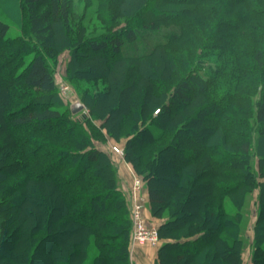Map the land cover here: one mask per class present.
Here are the masks:
<instances>
[{
    "label": "rangeland",
    "instance_id": "374dc122",
    "mask_svg": "<svg viewBox=\"0 0 264 264\" xmlns=\"http://www.w3.org/2000/svg\"><path fill=\"white\" fill-rule=\"evenodd\" d=\"M197 2L196 0H68L69 22L65 24L63 21H54L51 40L40 42L30 32L28 10L24 0H0V19L10 26L7 37L0 39V172H2L0 197L9 194L6 204L0 210V264H27L26 258L30 255V251L34 253L33 255L44 258L55 253L57 255L68 245L78 244L82 234L87 231V227L82 228L67 215L66 208L65 211L54 210L58 205H65L66 199H62L65 184L59 181V176L63 172L50 173L49 168L44 164L51 161L49 165L56 163L57 166L61 165L64 159L61 160V156L54 151L49 154V147L54 142L68 149L67 146L71 145L70 137L65 135L61 137L62 132L56 130V127L48 130L49 125L55 126L56 122L47 123L46 128V124L42 127V124L21 127L11 125V118L41 106L40 100L52 99L48 104L59 106L63 112H68L69 106L74 101H82L84 108L76 114H71L72 120L74 122L78 120V123L89 131L95 143L112 155L115 161L114 167L122 176L119 184L130 210L133 203L134 175L142 179L143 184L139 191L140 196L144 197V213L147 218L146 211H148L150 219L165 218L170 215V210L164 208L158 214L161 216L159 218L152 216L149 182L142 172L149 165L151 167L153 163L156 164V161L152 160L153 153L166 143L164 142L166 136L174 135L175 131L171 132L173 129L186 121V124L178 130V137L184 148L190 150L198 146L196 143L199 145L201 143L204 145L208 141L215 143L211 141L222 138L225 139L226 147H237V141L233 143L230 140V137L236 139L235 135L230 136L225 132L229 128L224 125V121L232 124L231 130L245 129L250 132L257 126L254 112L259 97L264 96V87L261 89L264 85V68L260 80L255 55L259 41L264 45V37L259 34L260 25L256 22L261 23V28L264 30V0ZM231 2L235 3L234 8L230 6ZM47 4L48 0H40L37 10H44ZM116 7L119 9L114 10ZM116 11L120 13L119 16H114ZM247 11L250 16L246 17L242 28H239L241 24L237 16ZM156 18H159L160 28L155 32L156 34L153 32V36H149L148 46L144 41H139L138 46L126 44L117 51L112 47L109 39H106L108 44L106 48L100 50L91 49L87 44L89 36L100 33L110 35L116 29L124 27L130 20H136L139 26L145 27L142 24ZM202 47L208 49L209 54L202 56L207 63L216 61L218 64L226 62L227 65L217 81L210 83L209 87L203 84L204 89H207L205 92H202L201 87H196L191 105L175 109L173 117L170 118L172 123L165 128L161 124L163 118H157L158 108L167 98V92L174 88L181 77L191 71V65L200 55L199 51ZM38 53L43 55L54 74L56 81L54 92L48 93L34 88L23 80L26 67ZM230 86L236 88L237 94L232 100V106H229L224 117L219 119L221 109L216 107L204 109L206 106L203 99L207 97L208 104L215 96L228 92ZM196 114L201 116V120L193 119ZM106 116L110 117L107 122L111 127L110 132L101 125ZM144 116L147 118L144 119ZM152 117L156 130L164 131V141L154 140L148 133L145 137L152 138L154 140L152 144L139 146L140 140L135 142L131 140L127 147L128 133L138 131L144 122L146 124L148 121L147 123L152 125L149 121ZM239 122L243 123V126H237ZM66 123L68 124L65 126H68L72 122ZM209 125L212 128L211 133L202 129ZM239 143L241 141H238ZM114 146L123 149V154L117 152ZM128 150H131L128 157H134L137 160L136 164L126 157ZM170 155L172 159L175 158L174 155L178 158L182 157L173 152ZM206 156L200 158L198 156L194 162L191 160L188 171L192 169L199 171L208 164L213 172L220 170L214 169L213 163L209 162ZM161 157L163 152H160ZM19 159L27 161L26 167L24 165L21 169ZM257 159V155L252 159L256 170H258ZM184 167L174 162L157 172L158 177L179 179L177 183H180V187L176 193L179 198L188 192L186 187L188 182L184 175L183 177L180 175L184 172ZM124 169L131 173L130 181L123 173ZM90 173L89 170V176ZM218 173H220L219 177H214L213 174H204L200 177L196 183L197 199H194L190 205L182 206L185 207L184 210L187 209L184 211L188 216L186 227L168 234L163 230L159 233V236H162L159 244H163L169 238L184 237L182 234L185 228L186 230L191 226L194 228L204 218L205 211L208 212L211 206L216 209L221 203V210L225 211L224 215L229 219V223L226 228L220 227L219 233L221 232L225 239L228 234L243 231L244 241L240 245L243 253L240 264H253L252 241L259 203L258 189L249 194L248 189L243 187L231 190L225 195L215 190L212 182L229 184L237 178L223 176L222 170ZM173 180L164 178L160 184L166 192L167 203L175 201L177 197L174 195ZM87 181L89 179L85 177L72 181L70 185H85L87 190L93 191L101 186V182L90 181L91 183L87 184ZM199 183H203L204 188L199 187ZM65 188L70 186L65 185ZM101 202L104 201H94V208L100 207ZM233 210H237L238 214L232 215L230 211ZM107 213L113 214V212ZM130 214L132 219V212ZM179 214H182V211ZM65 220L68 223L63 225ZM178 223H182V220H178ZM260 223L261 227L258 228L257 235L262 238L264 218ZM50 224L56 236L49 238L47 233ZM216 228L213 230L210 228L209 232L216 235L219 230L218 227ZM132 230L133 227L131 234ZM224 245L221 239H208L205 244L200 245L202 247L197 256L192 257L191 264L196 262L225 264L220 258ZM163 253L168 254L172 259L176 254L171 247L165 248ZM113 261L119 264L122 260ZM182 262L186 264L185 260ZM157 264H160L158 260ZM167 264L175 263L171 261Z\"/></svg>",
    "mask_w": 264,
    "mask_h": 264
},
{
    "label": "trees",
    "instance_id": "16d2710c",
    "mask_svg": "<svg viewBox=\"0 0 264 264\" xmlns=\"http://www.w3.org/2000/svg\"><path fill=\"white\" fill-rule=\"evenodd\" d=\"M201 1L202 0H196L197 3ZM24 2L28 10L30 32L40 42H47L51 40V37L53 35L52 23L54 21H63L65 24L69 22L68 0H48L47 7L42 11L37 10V5L40 0H24ZM233 4L235 3H230V6L232 8H234L235 6ZM116 9H119V7H116L114 10ZM248 13L249 11L237 16L241 24L239 28H242L241 26L245 23L246 17L250 16V14ZM119 14L120 13L116 11L114 13V16H119ZM255 14L257 15L258 12ZM158 19L159 18H156L149 21V23L142 24L145 27L139 26L136 20H130L124 25V27L116 29L110 35L100 33L89 36L87 39V44H89L91 49L100 50L106 48V46L108 45L106 39H109L110 43L113 45L112 47L117 51L121 50L126 44L138 46L137 43L139 41H144L145 45L148 46L150 44L149 36H153V32L155 33L160 28V21ZM256 23L257 25H260V28L258 27L259 34L264 37V30L261 28L262 24L259 22ZM9 28V23L0 19V39L7 37ZM262 44L263 43L259 41V43L257 44L258 46L255 55V63L257 66L259 77L262 73V69L264 68V45ZM199 53L200 55L198 56L194 64L191 65V71H188L189 73H187L184 77H181L175 84L174 88L171 91L167 92V98L162 103V106L158 108L157 112L159 114L157 118H163L161 124L165 128H167V126L172 123L170 121V118L173 117L175 109L181 107H189L191 105V103L193 102V94L194 90H196V87H201L202 92H205L207 89H204L205 87L203 84H207L206 86L209 87L210 83L217 81L223 69L225 68V65H227L226 62L224 64H218L216 63V61L207 63L205 59H203L204 57H202L204 54H209L208 49L206 48L202 47ZM133 55L138 56V54ZM261 78L262 77H260V80H262ZM23 80L27 85L41 89L48 93L54 92V90L56 89L54 74L50 67L47 65L45 59L43 58V55L40 53L36 54L31 59L30 63L25 69V76ZM262 82L263 81H261V84ZM263 87L264 85L261 86V89ZM229 89L230 90L228 92L221 94L220 96H215V98H213V100H211V102H209L208 104L206 102L209 101L208 98H202L204 100V106H206L204 107V109L212 107L219 108L221 109V116L219 119L224 117L229 106H232V100L235 99L237 94L236 88L230 86ZM51 100L52 99L49 98L40 100L41 106L31 109L30 111L25 112V114H20L11 118L10 122L13 127L30 126L33 124H42V127L44 126V124H46L45 128L48 126L47 123L56 122L57 124L55 126L49 125L48 130L56 127V130H60L62 132L61 137L64 135L70 137L71 145H66L68 149H65L64 145H59L54 142H52L53 144H51L49 147V154L51 153V151H54L61 156V160L64 159V161L61 162V165L59 164L57 166V163L49 165L51 161L50 163L47 162L48 164H44L47 168H49L50 173L59 174L62 171L63 173H61V175L59 176V181H61L60 183L70 186V188L66 189L64 185V188L62 190V199H66L64 200L65 205H58L54 210L59 209L65 211L66 208L67 215L70 216L72 220L78 222L82 228L84 227L85 229V227H87V231L82 234L78 244L68 245L66 249L63 250V252L57 255L55 253L54 255L44 258L33 255L34 253L30 251V255L26 258L27 264H117L116 261L114 263L113 260H122L121 263L119 262V264H133L130 253L132 229V219L130 214L131 210L125 203L126 198L119 184L120 179L122 180V176L120 175L118 169L114 167L115 161L113 157L107 150L100 148L99 145L95 143L94 138L91 136L89 131L83 125H81V123H78V120H76L75 122L72 120L73 118L71 114L73 113L70 106L68 112H63L59 106L51 105L52 103L48 104ZM143 102L146 103L145 101ZM58 105L62 104L58 103ZM200 113L202 112L200 111ZM254 116L257 126L255 128H252L250 132L245 131V129L231 130L230 126H232V124H227L228 121H224V125L229 128L227 131H225L226 133L228 132L227 135H235L236 139L230 137V140L233 143H235V140L237 141V147L233 148L226 147L224 143L225 139L223 138L218 141H211L215 143H209V141L206 144L204 143V145L202 143L201 145L196 143L198 146L190 150L184 148L181 139L178 137V130L182 128L181 126H184L186 124V121L180 123V126L175 130L171 129V132L175 131L174 135L166 136V139L164 138L165 141L163 139L164 131L156 130V127L153 125L154 117L150 118L149 120L152 122V125H149L147 121L146 124L144 122V124L138 129V131H132V133H128L129 135H127V147L128 143L131 140L134 142L140 140L139 146H143L144 144L145 146L148 144H152L154 140L159 139H163V141L167 143L162 144V146L158 147L157 150L153 153L152 160H155L156 164L153 163V166L151 167L149 165L148 168L142 172L144 174V178H147L149 182V199L152 203V209L154 211H152V216L155 218H159L161 216H159L158 214L162 212L164 208H169L170 210V215L162 219L160 218V222L159 224H157L159 233L163 232V230H166L165 233L167 232L168 234V232L176 231L179 229L181 230L183 227H186L188 216L184 214V211H186L187 209L184 210L185 207L182 206L190 205L191 203H193L194 199H197L198 193H196V191L198 190V185H196V183L198 182L200 177H202V175L213 174L214 177H217L220 174L218 173V171L222 170L221 174L223 176L234 177L237 179L233 183L229 184L226 182L216 183V181H213L212 185L215 190L223 192L226 195L231 190H238L239 188L242 189L243 187H246L248 189L249 194L253 193L255 189H258L257 196L259 203L256 211V224L254 227V236L252 241V259L253 264H264V243H262L264 233L261 235L262 238H259L257 235V230L259 227H261L260 222L262 221V218H264L263 95L258 99ZM104 118L105 121H103L101 125L103 127H106L110 132L111 127L107 124V122H109L110 120V117L106 116ZM143 118L146 119L147 116H144ZM193 119L201 120V116L196 114L193 116ZM69 121L72 122L71 125H68L69 127L65 126L66 124H68L66 122ZM233 123H235L234 120ZM242 124L243 123L239 122L236 125L243 126ZM202 129L204 131H207L208 133H211L212 128L209 125ZM148 133L151 134L154 140L152 138L148 139V137H145V135H147ZM111 135L114 136V134ZM46 138L44 140H47ZM19 139L22 140L21 138ZM238 141H241V143L238 144ZM46 142V144L49 143L48 140ZM81 145L83 146L81 147ZM160 152H163V157L161 158ZM168 152H170L171 154L172 152L173 154L178 153L179 156L182 157L178 158L176 157V155H174L175 158L172 159L170 153ZM130 154L131 150H128L126 157L136 164L137 160L134 157H128V155ZM204 155H208L206 157L209 162L213 163L212 166H214V169L220 170L216 171L217 173L213 172L208 164L206 165V167L199 171L195 169L188 171L189 164L192 161L194 162L195 158H197L198 156L200 158V156ZM256 155L258 156V170L255 169L254 163L252 161L253 157H255ZM19 160L20 161L18 163L21 164L22 169L27 161H25V159ZM174 162L179 165L181 164L182 166H185L184 172H181L182 174L180 175L182 177L184 175L185 180H187L188 182L186 186L188 188V192L187 194L184 193V195H182V198H179L176 195L178 191L177 189L180 187V183H177L179 179L173 180L169 177L164 176L165 179L173 180L172 182L175 185H172L174 186L173 188H175L174 195L177 196L175 198V201L172 200L170 201V203H167L165 197L166 192H164V190L160 186L164 178L161 176L158 177L157 172L163 168L165 169V167L170 166ZM89 170L91 171L90 176L88 175ZM181 171H183V168ZM11 172H8V174H10ZM1 177L2 172H0V180L2 179ZM85 177L89 179V181H87V184L88 182L91 183L93 181H96L97 183L101 182L100 188L96 191H93L87 190V187L85 188V185H70L72 181L79 180ZM183 185L182 187H184ZM199 187L204 188L203 183H199ZM13 188L11 189V191L13 190ZM8 196L9 194H5V197H0V210L6 204V198ZM96 200H101L104 202H101L100 207L94 208V201ZM244 202L246 201L244 200ZM221 208V203L218 204V207L216 209L211 206L208 209V212H204V218L201 219L200 223H197L194 228L191 226L190 229L186 230L185 228L183 230L184 234L182 235L184 237L169 238L168 240L164 241L163 244L161 243L158 249L159 263L167 264L168 262L172 261L175 264H184V262L182 261L185 260L186 264H191L192 257L197 256L199 250L202 247H200V245L205 244L208 239L216 238L218 240H223L225 244L220 255L221 261L225 264H240L243 253L240 245L244 241V232L237 231L236 233L226 235L225 239H223L222 233H219L220 227L224 226L226 228L227 223H229V219L225 217V211H222ZM181 211L183 215L179 214ZM107 212H113V214ZM230 213L232 215H236L238 214V211L233 210L230 211ZM189 215H191L190 212ZM243 215L245 216L244 213ZM147 218L150 223L153 222L151 221V219H149V217ZM178 220H182V223H178ZM67 223L68 222L65 220L63 222V225H66ZM216 227H218L219 230L215 233L216 235H212L209 230L210 228L213 230ZM47 235L49 238L51 236H56V232L51 224L48 227ZM160 237L162 236L160 235ZM94 247L95 250H93ZM169 247L175 250L176 254L173 259L169 257L168 254L163 253L164 249ZM199 260L201 261V258H199ZM195 264H201V262H196Z\"/></svg>",
    "mask_w": 264,
    "mask_h": 264
},
{
    "label": "built area",
    "instance_id": "2783aa9c",
    "mask_svg": "<svg viewBox=\"0 0 264 264\" xmlns=\"http://www.w3.org/2000/svg\"><path fill=\"white\" fill-rule=\"evenodd\" d=\"M114 149L123 154V149L114 146ZM133 182V203L131 207L132 212V234L131 245L135 244H149L157 245L160 241L159 229L157 225L150 223L144 213V197L140 196L139 189L141 188L142 179L134 175Z\"/></svg>",
    "mask_w": 264,
    "mask_h": 264
},
{
    "label": "crops",
    "instance_id": "0c3cea01",
    "mask_svg": "<svg viewBox=\"0 0 264 264\" xmlns=\"http://www.w3.org/2000/svg\"><path fill=\"white\" fill-rule=\"evenodd\" d=\"M123 173L128 177L130 181V174L127 169H124ZM147 212V217H149V213ZM150 219V218H149ZM153 224H159L160 219H151ZM156 224V225H157ZM161 244V243H160ZM160 244L158 243L156 246L149 244H135L131 245L130 253L133 264H157L158 260V249Z\"/></svg>",
    "mask_w": 264,
    "mask_h": 264
},
{
    "label": "water",
    "instance_id": "95a60500",
    "mask_svg": "<svg viewBox=\"0 0 264 264\" xmlns=\"http://www.w3.org/2000/svg\"><path fill=\"white\" fill-rule=\"evenodd\" d=\"M84 106L85 105L82 103V101L76 100L70 105V108H71L72 113L76 114L79 111H81L84 108Z\"/></svg>",
    "mask_w": 264,
    "mask_h": 264
}]
</instances>
